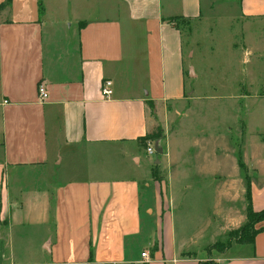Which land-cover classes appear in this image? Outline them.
Returning <instances> with one entry per match:
<instances>
[{
	"label": "crops",
	"instance_id": "crops-1",
	"mask_svg": "<svg viewBox=\"0 0 264 264\" xmlns=\"http://www.w3.org/2000/svg\"><path fill=\"white\" fill-rule=\"evenodd\" d=\"M52 1L0 0V233L1 224L7 226L0 264H199L201 258L176 242L171 181L220 176L214 188L230 198L228 167L237 165L223 135L222 108L217 137L210 135L206 104L201 112L188 105L180 116L183 43L164 19L197 17L202 4L209 14L215 0ZM237 2L245 18H264V0ZM104 80L112 82L107 99L100 92ZM39 85L48 93L44 100ZM187 117L205 128L199 137L181 135ZM157 126L165 138L159 158L138 141ZM261 157L243 153L245 165L262 178ZM64 160L79 176L57 180ZM157 163L167 172L166 194L162 179L150 182ZM140 183L150 188L151 202L142 204ZM249 187L251 207L264 209V179ZM19 200L29 204L23 221L45 230L38 248L23 233L16 240L9 235L13 210L23 208ZM240 201L233 214L215 207L223 215L222 224H214L218 232L244 221ZM242 244L249 254H228V246L212 258L216 264H264V230Z\"/></svg>",
	"mask_w": 264,
	"mask_h": 264
},
{
	"label": "rangeland",
	"instance_id": "rangeland-1",
	"mask_svg": "<svg viewBox=\"0 0 264 264\" xmlns=\"http://www.w3.org/2000/svg\"><path fill=\"white\" fill-rule=\"evenodd\" d=\"M52 3L54 4L55 0ZM224 3H227V8L224 7ZM237 3V0H215L209 14H207L208 6L202 4V14L197 17L175 15L164 19L172 27L174 26L170 21L178 23L177 30L181 34L183 43L185 86L183 103L180 104V116L182 117L188 105L196 104L197 111L201 112L200 104H206L208 111L206 116L212 130L210 135L217 137L222 121L218 113L222 108L220 113L223 114V135L227 134L228 151L230 154L234 153L236 158L237 169L235 170L231 163L228 167L230 198L220 196L217 194L219 191L214 188V185L221 181L220 176L196 177L188 174L182 178L181 176L173 178L171 181L176 242H183L186 250L198 259L201 258L200 264H216L212 256L221 251L223 244H228L229 232L239 231L246 227V223L252 224L248 228L257 229L263 221L261 219L254 225L252 223L254 218L258 220L255 215L261 210H254L251 207L255 215L251 218L246 215L248 200L245 196V183L252 180L259 182L264 177L254 174V169L245 165L243 153L248 151L262 155L260 159L264 161V145H258L259 142L264 141V18H245L240 14ZM225 125L228 126L229 133H224ZM200 127L198 118L190 122L187 117L181 126V135L187 140L194 136L199 137L200 130L202 132L205 130ZM211 142L213 145L216 140L212 139ZM238 156H241L244 163L242 168L237 164ZM66 164L64 160L58 168L59 181L79 176L75 174L71 163L65 166ZM155 165L157 166L150 172V182L162 179L163 184L158 183L162 184L161 189L164 188L161 194H166L167 172L160 169L158 163ZM155 171L157 174H153L156 173ZM143 183H140V195L142 204H146L151 202L149 194L152 192L150 188L146 189ZM186 185H190L189 189L185 188ZM203 185L205 187L197 188ZM243 187L244 192H240ZM241 197L244 205V221L240 224L232 223L239 224L235 228L229 224L227 234L218 232L219 227L214 224L221 225L223 215L217 214L215 207L223 208L226 215L233 214V210L234 212L240 210ZM18 205L23 208L13 210L15 220L10 223L9 235L11 239L16 240V237L23 233V238L29 246L38 248L45 230L42 226L23 221L28 212L26 209L29 208L26 200L24 202L19 200ZM0 243L2 244L3 240L2 242L0 240ZM229 243L231 248L228 254L247 255L251 252L249 245L240 243L243 246H239L237 250L234 244L238 242Z\"/></svg>",
	"mask_w": 264,
	"mask_h": 264
},
{
	"label": "trees",
	"instance_id": "trees-1",
	"mask_svg": "<svg viewBox=\"0 0 264 264\" xmlns=\"http://www.w3.org/2000/svg\"><path fill=\"white\" fill-rule=\"evenodd\" d=\"M10 3V0H5V3L3 5H7ZM39 13H41V7L39 6ZM170 21V20H169ZM170 23L174 26V28L178 29L177 22H172L170 21ZM148 107L153 111L154 109V105H153V101L149 100L146 102ZM164 136H163V131L161 129V127L157 126L156 128H154L153 130H151L150 132H148L147 134H145L143 137L139 138L138 141L140 142L141 147L143 148V150H146L148 143H157L158 146H160L162 148V153L158 154L156 152H154V156L156 157H160L163 153H164ZM237 164L238 166H240L241 168L243 167L244 163L241 159V156H238L237 158ZM157 165H155L154 167H156ZM156 172V171H155ZM153 174H157L153 172ZM155 177H157V175H155ZM158 179V178H156ZM245 187H246V198L248 200V207H246V215L248 218H251L253 215L252 211H251V195H250V187H249V182L245 183ZM250 206V207H249ZM257 217L258 220H256L254 218V220L252 221L253 225L256 221L259 220H264V209H261V211L255 215ZM246 227L241 228L239 231H232L229 232V241L228 244H223L221 250L226 249L229 246V242L234 241V242H238V243H248V244H252L254 241V237L255 235L259 232L264 230L263 227H259V228H248L250 227L252 224L251 223H246ZM2 226V230H3V235L4 237L7 234V226L6 223L1 224ZM227 245V246H226ZM200 264V262H199Z\"/></svg>",
	"mask_w": 264,
	"mask_h": 264
},
{
	"label": "built area",
	"instance_id": "built-area-1",
	"mask_svg": "<svg viewBox=\"0 0 264 264\" xmlns=\"http://www.w3.org/2000/svg\"><path fill=\"white\" fill-rule=\"evenodd\" d=\"M101 95L103 98H110V96L112 95L113 91H112V82L110 80H104L102 82L101 85V89H100ZM38 95L40 97V99L44 100L47 98L48 93L46 91V88L43 85H39L38 86ZM146 153L149 155H153L155 150H154V144L153 143H148V146L146 148ZM142 257L146 256L145 252L141 253Z\"/></svg>",
	"mask_w": 264,
	"mask_h": 264
},
{
	"label": "water",
	"instance_id": "water-1",
	"mask_svg": "<svg viewBox=\"0 0 264 264\" xmlns=\"http://www.w3.org/2000/svg\"><path fill=\"white\" fill-rule=\"evenodd\" d=\"M154 150L158 154H161L162 153V148L160 146H158L157 143L154 144Z\"/></svg>",
	"mask_w": 264,
	"mask_h": 264
}]
</instances>
